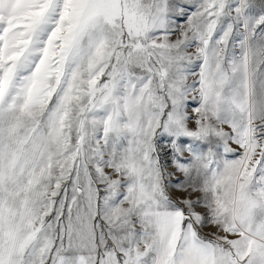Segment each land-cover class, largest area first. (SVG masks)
<instances>
[{"label": "snow or ice", "instance_id": "6c2138e0", "mask_svg": "<svg viewBox=\"0 0 264 264\" xmlns=\"http://www.w3.org/2000/svg\"><path fill=\"white\" fill-rule=\"evenodd\" d=\"M0 264H264V0H0Z\"/></svg>", "mask_w": 264, "mask_h": 264}]
</instances>
